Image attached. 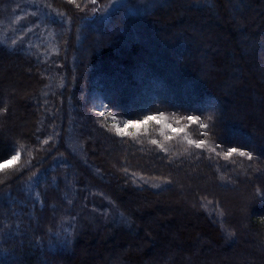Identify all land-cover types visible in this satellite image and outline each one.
<instances>
[{"label": "trees", "instance_id": "trees-1", "mask_svg": "<svg viewBox=\"0 0 264 264\" xmlns=\"http://www.w3.org/2000/svg\"><path fill=\"white\" fill-rule=\"evenodd\" d=\"M109 1L0 0V164L19 153L0 170V264H87L93 239L83 212L100 219L107 211L123 219L106 222L111 233L96 252L102 264L120 260L153 217L129 194L172 196L190 179L204 183L189 193L195 210L156 221L151 244L144 235L132 242L141 251L125 252L120 264H264V125L241 112L251 106L246 81L237 104L226 94L232 65L199 53L237 24L231 53L260 88L264 0H122L106 11ZM204 17L212 26L195 38ZM203 64L220 70L209 69L207 82L198 78ZM127 121L139 125L118 134ZM245 192L247 209L229 198Z\"/></svg>", "mask_w": 264, "mask_h": 264}, {"label": "rangeland", "instance_id": "rangeland-1", "mask_svg": "<svg viewBox=\"0 0 264 264\" xmlns=\"http://www.w3.org/2000/svg\"><path fill=\"white\" fill-rule=\"evenodd\" d=\"M29 1V0H27ZM122 0H110L108 5H107V9L106 11H108L110 9V6H113V5H116L118 4L119 2H121ZM186 3V2H185ZM184 3V4H185ZM186 6V5H185ZM185 6L182 5L177 7L175 9V15L179 18H182V16L184 15L185 11H184V8ZM256 14L254 13V18L256 20ZM221 17V16H220ZM214 17L213 19L219 23L222 22V17ZM252 17V18H253ZM209 17H204L202 18L200 21H201V29H202V32L199 31L198 28L195 27L194 29V36L195 38H200V36H203L204 34V30L206 28H204V26L206 27H210L212 26L211 25V22L213 21H209L208 19ZM253 18V19H254ZM223 20H226L225 17L223 18ZM246 21H249L246 20ZM213 23V22H212ZM230 27H232L231 29L227 30L228 32H226L224 30V32H221L219 34V41H217V39H212L213 41H209V43H207L206 45H203V48H201V50L199 51V53L201 54L200 57H202V60L206 61L205 59L207 58V55L209 56L210 54H216V55H221L223 56L222 58L225 60V63H226V66L228 67L229 65H232L231 67H229V72L226 74V82L224 83V86L226 89V94L228 95L229 93L232 94L230 95V98L235 100V103L237 104L236 101H238V99L235 97V94L236 91H237V88L240 83H243L244 81H246L248 83V89L246 91H244L245 93L242 95H244L243 97H246L247 95H250L254 101H252V99L250 100V104L251 106L246 109V111H243L241 110L242 113H249L251 114V116H253V119L254 121H262L263 122V125H264V82L262 81V84H259L260 85V88L259 86H255V84H253L252 80L249 78V75L246 73V70L245 68L243 69L242 66L240 65L241 62H239V59L236 58L235 54L231 53L232 52V48H233V42L231 41L230 42V39L228 38L229 36V32H234L237 36L238 34L235 32L236 29L238 28V25L235 24V23H231L230 24ZM204 29V30H203ZM235 30V31H234ZM191 31V30H190ZM193 31V30H192ZM158 38V37H157ZM239 38L240 40H242L241 36L239 35ZM203 41V40H202ZM251 44V43H250ZM250 44H248V42L246 43H242L240 44L244 49H247L248 47H250ZM184 51H187V49H184ZM175 52V51H174ZM191 58L195 59V57L191 56ZM248 57H243L242 59V62L244 63H248ZM196 62L199 61V58L196 57ZM194 60V61H195ZM16 62L13 61V66L15 65ZM205 63V62H204ZM202 72H204L202 75H198V78H200L202 80V78L207 82L209 81V69H213L215 70L214 67H211L207 64H203L202 65ZM248 67V66H247ZM1 68H3V70L5 68H8L7 66V62H4L3 65H1ZM249 68V67H248ZM221 69V68H220ZM215 71H220L219 69L215 70ZM204 75V76H203ZM17 76V75H16ZM11 77H13V73L11 74ZM256 80V79H255ZM261 81L260 78H257V81ZM241 88H245V86L241 87ZM29 89L28 88L27 90L24 91V94L25 93H28L29 92ZM261 92H260V91ZM239 92V91H238ZM16 95L18 96H21L23 97V93H18L16 92L15 93ZM11 95V94H10ZM9 95V96H10ZM11 98V97H10ZM11 101V99H10ZM235 109V108H234ZM263 112V113H262ZM13 120V119H12ZM41 124L43 122L42 119H39V121ZM261 122V124H262ZM22 123V122H21ZM125 125H133V126H138L139 123H136V122H131V121H127V123L123 124V125H119L118 127H120L121 129H126L127 127H125ZM252 131H257L255 128H252L251 129ZM96 137V136H95ZM110 146H103V147H100V151L101 152H104L105 150L108 151ZM11 164V160H6L4 162H2L0 164V166H3L4 164ZM113 169H116V168H113ZM181 178V177H180ZM184 179H182L183 181ZM185 181V180H184ZM185 186L181 187L179 186L177 189L179 190L177 194L175 195H172V196H166L164 197V195L162 197H149L148 195H144L143 193H130V197L132 199H134V201H136V206H138V209L139 210H142V209H150V210H153V217L151 216L150 219H147L146 222L148 224H150L151 226L149 227V229L152 228V225L155 224L156 221H159V220H167L168 218L169 219H175V217H177V215H179V213L181 212H187L188 209H193L195 210L194 208V200H193V197L189 194L191 193L190 191H194L197 187L198 188H201L202 186H204V183L202 182H197L195 179H190L189 180V184L188 182L186 181L185 182ZM213 188V187H212ZM246 194H242V193H237V194H230L229 198L230 199H233L234 201H236V204L239 206H243L245 207L246 209L248 208L247 206H249L250 202H251V193H248V192H245ZM163 202L165 207H163L164 209H161L160 211H155V209H153L154 207V203L158 204V203H161ZM111 206H113L112 203H110ZM243 207L241 208L240 207V211L243 212L244 211V214H245V208L243 209ZM231 206H228L227 208V213H229V211H231ZM105 213V212H103ZM108 213V214H107ZM107 216L105 217L104 215H101V218L100 219H97L96 216H94L93 214H90V213H84L83 212V217H84V220H85V223L83 224L82 226V230L84 229H87L88 231L91 232V235L90 236H84L85 239H87V241H91L93 239V241H91L89 243V247L91 246V248L93 247V251L88 253L85 258V263L87 264H102V259L100 258V256H98L97 252H96V242L98 243L99 240H105L108 235L111 233V228H109L108 226H106V222L109 221L110 223L113 221L115 222H118V223H121L122 222V219H123V215H120V213H115L113 214L111 211H107ZM186 221H190V218L189 215H186ZM157 223V222H156ZM112 224H115V223H112ZM192 224H194V222H192ZM135 227H139V224L138 223H135ZM142 229V228H141ZM148 230H141V236L137 238L136 235L133 236L132 240H129L126 247L123 248V250L120 252V260H109V262L107 264H120L122 261H125L126 260V257L123 256L125 254V252H129L130 250L131 251H138L140 252L141 251V247L142 245H138L139 247H137V249L134 248V246L132 245V242H138L139 239L141 237L146 236V239H148V243L151 244L150 242H152V239L154 238L153 235L150 233V231ZM179 228L177 227V230ZM143 231V232H142ZM165 233V231H163ZM170 236H167L166 239H165V245L169 247V244H170ZM173 237V236H172ZM205 243V239H200V240H196L194 245H193V248H192V251H190V254H192V252L194 253H198L199 252V249L202 248V246L204 245ZM125 245V244H124ZM143 247V246H142ZM168 247H166L168 249ZM133 248V249H132ZM213 252V251H212ZM211 252H208V254H210ZM122 255V256H121ZM84 264V263H83Z\"/></svg>", "mask_w": 264, "mask_h": 264}, {"label": "snow or ice", "instance_id": "snow-or-ice-1", "mask_svg": "<svg viewBox=\"0 0 264 264\" xmlns=\"http://www.w3.org/2000/svg\"><path fill=\"white\" fill-rule=\"evenodd\" d=\"M147 119H149V120H152V119H155L156 120V123H160L161 121L159 120V119H156L155 117H148ZM188 119V121H190V122H196V119L194 118V117H188L187 118ZM128 125H125V127H127ZM167 127H171L170 125H167ZM200 127H207V125H200ZM174 131H177V132H183L184 131V129H174ZM116 132L118 133V134H120V135H128V134H130V133H127V132H125V130L124 129H121V128H119V127H116ZM153 143H156V141L154 140L153 141ZM187 143H189V144H194L195 145V147H203L204 146V144H205V142L203 141V140H200V141H196V140H192V139H188L187 140ZM238 150L237 149H235V148H233V149H230L227 153H226V155L227 156H231L233 153H235V152H237ZM240 155H245V153H243V152H241V153H239ZM250 155V154H249ZM18 159H19V153L16 155V156H13L12 158H11V164H4L3 166H0V170H5V169H8V168H10V167H12V166H14L15 165V163L18 161Z\"/></svg>", "mask_w": 264, "mask_h": 264}]
</instances>
